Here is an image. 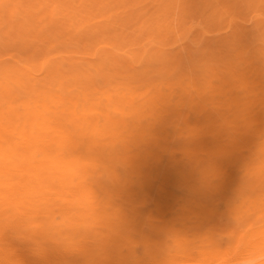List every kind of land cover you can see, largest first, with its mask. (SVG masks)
Instances as JSON below:
<instances>
[{
  "label": "bare ground",
  "instance_id": "bare-ground-1",
  "mask_svg": "<svg viewBox=\"0 0 264 264\" xmlns=\"http://www.w3.org/2000/svg\"><path fill=\"white\" fill-rule=\"evenodd\" d=\"M90 6L0 37V264H264V0Z\"/></svg>",
  "mask_w": 264,
  "mask_h": 264
},
{
  "label": "rangeland",
  "instance_id": "rangeland-1",
  "mask_svg": "<svg viewBox=\"0 0 264 264\" xmlns=\"http://www.w3.org/2000/svg\"><path fill=\"white\" fill-rule=\"evenodd\" d=\"M17 2L20 3L18 4ZM0 3V37L10 39V43H14L15 39L19 38L25 39L27 43H43V38L41 40L40 37L45 31H47L48 35L58 36V33H61V29H58L59 25L55 20V16L52 12L53 9L60 10L62 15L69 14L70 16L78 17H86L94 11L90 6L92 0H0ZM29 11H31V13ZM29 19L30 21H28ZM19 24H21V26ZM241 28L245 31L250 29L251 25L249 23H243ZM16 31H18V35ZM227 35H229V31H226V36Z\"/></svg>",
  "mask_w": 264,
  "mask_h": 264
},
{
  "label": "clouds",
  "instance_id": "clouds-1",
  "mask_svg": "<svg viewBox=\"0 0 264 264\" xmlns=\"http://www.w3.org/2000/svg\"><path fill=\"white\" fill-rule=\"evenodd\" d=\"M257 163L261 168H264V149L261 150L259 156L257 157Z\"/></svg>",
  "mask_w": 264,
  "mask_h": 264
}]
</instances>
